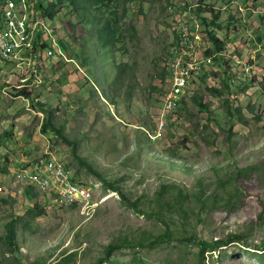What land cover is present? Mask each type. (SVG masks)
<instances>
[{
	"label": "rangeland",
	"instance_id": "1",
	"mask_svg": "<svg viewBox=\"0 0 264 264\" xmlns=\"http://www.w3.org/2000/svg\"><path fill=\"white\" fill-rule=\"evenodd\" d=\"M199 3L128 0L127 17L140 41L126 44L127 54L117 47L100 52L94 47L96 36L72 38L73 15L64 8L52 21L36 27L47 43L66 40L67 49L58 45L63 58L50 59L39 79L31 74L27 78L31 81L21 85L18 66L0 63V234L9 212L25 216L18 223V251L0 249L1 264H264V249L257 246L264 243V219L258 216L264 209V0H208L218 15L217 36L225 43L220 55L226 60L215 54L216 62L204 55L212 42L202 18L209 22L212 15L196 14ZM31 6L29 2L28 15L34 16ZM179 34L183 41L194 39L189 48L196 68L184 102L163 126L159 98L168 82L162 77L178 49ZM68 55L73 60H66ZM120 61L133 65L130 83L126 78L114 81L115 63ZM99 70L106 76L102 83L93 76ZM17 84L32 90V102L13 94ZM39 104L49 108L58 136L50 129L41 131L49 117ZM229 107H238L249 120L242 124L235 119L231 142ZM166 149L177 157L169 156ZM43 157L61 163L75 181L90 185L95 198L102 200L88 218L79 207L58 204L34 187L26 193L23 170ZM257 162L263 163L258 172L236 177L238 191L230 208L221 202L219 207L202 209L201 201L190 195L184 204L192 209L180 217L166 213L163 219L172 233L166 240L162 221L151 214L156 205L153 195L162 183H176L187 192L205 191L203 197L214 192L225 197L217 181L226 169ZM98 173L110 180L119 177V187L129 200L107 188ZM226 189L233 193L231 186ZM136 201L142 212L131 204ZM36 205L35 215H26V209ZM38 209L43 213L37 214ZM190 232L206 240L231 235L240 239L205 251L202 263L196 259L197 243L184 238ZM153 236L157 239L147 245ZM137 241L145 246L136 245ZM110 242L121 247L96 263Z\"/></svg>",
	"mask_w": 264,
	"mask_h": 264
},
{
	"label": "trees",
	"instance_id": "2",
	"mask_svg": "<svg viewBox=\"0 0 264 264\" xmlns=\"http://www.w3.org/2000/svg\"><path fill=\"white\" fill-rule=\"evenodd\" d=\"M2 0H0L1 3ZM6 0H4L5 3ZM26 3L32 2L33 9L35 10V15L31 16L30 14L27 15V17L30 19V21L39 19L41 22L44 21H52L58 12L61 9L66 8L67 12H71L73 15V19L69 20V24L71 26L72 31V38L78 41L80 39V35L82 37L87 39H92L94 36H96L97 41L94 43V47L100 48L101 51H106V49H110L111 47H117V49L122 52V54L128 53V48L126 44L133 43L134 41H140V38L138 37V31L135 28V25L132 21H130L129 16L127 17V1L128 0H25ZM191 0H187L188 3H190ZM200 2L196 8L195 12L196 14H200L201 11H207L212 15V18L209 22H207V18L203 17L202 21L206 26V32L208 33L209 39L212 42L211 47L205 49L204 55L206 57H212V60L216 62V58L214 57L215 54L218 55L217 59L219 58L220 61L226 60L223 55H220L224 49V41L220 39L217 36V32L220 31V29H216L215 24L218 21V15L214 13V8L212 6H208V0H198ZM186 6V5H185ZM4 7V6H3ZM0 8V19L2 18V13L4 11V8ZM27 12L29 10L27 9ZM233 15L231 14L227 21L229 24L232 22ZM231 22V23H230ZM127 23V25H125ZM3 26V23L0 22V28ZM228 29V27L226 28ZM36 40L35 43L40 48H45L48 46H51L50 42L47 43L46 39L42 37V34L39 32V30H36ZM184 35V34H183ZM182 35V37H183ZM179 38L176 40V45L179 47V44L183 40L181 37V34L178 35ZM66 41V40H65ZM62 40V43L60 44L58 42V45L60 48H62L63 51L66 52L65 42ZM68 48V47H67ZM66 49V50H65ZM75 50L73 53H76L75 55L78 56V53ZM57 57L63 58L62 55H57ZM59 58V59H60ZM66 60H73V58L68 55V58ZM2 64H8L7 61H1ZM3 65H0V70ZM132 72H133V65L127 63V62H117L115 63V78L114 81H120L123 78L127 80V83L131 82L132 78ZM263 72H264V66H263ZM164 76L160 75L162 78H164L168 82V70H164ZM95 77V80L99 83H102L104 79L106 78L104 70H100L95 72L93 74ZM31 80L27 81L30 82ZM253 81V80H251ZM131 87V86H130ZM264 87V84H262V88ZM224 88L228 89V83L227 79L224 81ZM210 91H212L217 96H223V93L215 88H210ZM12 92L14 95H24L26 96L31 102L33 101L32 98V90H27L26 87H20L19 84L15 85V87L12 88ZM159 98L160 104L162 100V95ZM131 91L127 92V96H131ZM116 99V96H112L111 100L114 102ZM184 102V97H182L177 105L169 110L165 114V121L167 122L168 117L175 114V109L177 106H180ZM225 102H228V100H225ZM202 103V102H201ZM204 105V104H203ZM38 108L40 110H44L47 115L48 119L41 124V131L45 132L47 129L52 130L55 132V134L58 136L59 131L56 128V123L52 119L53 116L50 115L49 108L43 104H39ZM236 109V110H235ZM228 115L231 120V128L229 129V142L230 136H231V129L234 127V121L237 119L242 124H248L249 120L245 118L243 113L241 112V109L238 107L231 109L230 107L227 109ZM237 111V112H236ZM161 114V112L159 113ZM257 118H260V115H257ZM165 125V122H164ZM163 125V126H164ZM161 128V127H160ZM69 141L74 145L76 142L71 139H66V141ZM167 153L171 157H177L176 153L172 151L171 149H166ZM84 164L85 159L79 158ZM262 162L257 163H250L245 166H235L233 169H226L224 173V177L218 178V185L217 189L221 188L224 193L226 194L225 197L220 196L216 194L215 192L203 197V194L205 191L196 193L194 191L187 192V190L176 183L173 182H167L162 183L159 190L156 191V193L153 195L154 201L156 202V205H154V210H152V215H157V218H159L163 225H164V231L163 235L166 236V240L169 241L172 237V233L169 227V223L164 220L163 218H166V213H173L176 212L180 217L181 215H184L182 213H186L188 209H192V206L185 205L184 201L190 199V195L196 197L197 200L201 201V208L203 209H210V208H216L221 206V202H224V206L226 208H230L232 205V199L236 196L238 188L235 186L236 183V177L237 176H247L251 172L256 171L261 168ZM89 169H92L95 171L94 168L91 167L88 163H86ZM4 171V168H2ZM99 174V173H98ZM73 179V178H72ZM99 179L102 181V183L109 189L117 191L118 195L122 197L124 200H129L128 197L125 196V194L122 192L121 188L119 187V182L121 179L119 177H115L110 179L105 178L104 175L99 174ZM74 180V179H73ZM228 186H231L234 190L233 193H231L228 188ZM236 187V188H235ZM33 186L31 184L26 185V193H30L32 191ZM2 201H7L6 199H2ZM138 211H141V209L138 206L137 201L131 203ZM73 207H77V204H71ZM39 205L31 206L26 209V215L33 216L35 215V208H38ZM37 214L43 213L42 209L37 210ZM142 212V211H141ZM149 214V213H148ZM9 219H7L3 223L4 232L3 234H0V249L4 253H11L13 254L15 251H18L19 246L16 241L17 239V229H18V223L25 220V216L22 214H17L15 212H9L8 214ZM260 219H264V209L258 214ZM184 235L183 232H181L180 238H182ZM184 238L187 239H193L198 246L197 250V261H200L203 263L204 259V253L205 251H212L216 250V248H219L223 245L228 244L229 242L233 241L232 239H240V236L237 235H231L229 238L222 239L217 238L215 240H206L202 239L201 237L197 236L196 233L190 232L188 236H185ZM157 239V236H153V238L147 242V245H151L154 243V241ZM144 241H137L136 245L145 246ZM258 247L261 249H264V243L263 244H257ZM121 245L117 243H108L105 247L104 255L98 258L96 263H99L100 261H106L108 253L114 249V248H120ZM74 252L70 253V256ZM1 264V262H0Z\"/></svg>",
	"mask_w": 264,
	"mask_h": 264
},
{
	"label": "built area",
	"instance_id": "3",
	"mask_svg": "<svg viewBox=\"0 0 264 264\" xmlns=\"http://www.w3.org/2000/svg\"><path fill=\"white\" fill-rule=\"evenodd\" d=\"M3 8L0 19L3 23L0 28V61L18 66L19 80L24 85L31 74L39 79L44 65L62 53L55 42L45 48H40L35 43L36 27L43 23L38 20L30 21L25 0H6ZM42 31L49 32L46 27ZM192 41L194 39L189 37L182 40L167 63L168 88L163 92L160 107L162 125L165 114L184 97L190 76L196 68V58L192 56L189 48ZM23 171L28 184L41 193L53 196L58 204H77L85 218L102 201L95 198L90 185L73 180L63 165L55 159L43 157L29 164Z\"/></svg>",
	"mask_w": 264,
	"mask_h": 264
},
{
	"label": "clouds",
	"instance_id": "4",
	"mask_svg": "<svg viewBox=\"0 0 264 264\" xmlns=\"http://www.w3.org/2000/svg\"><path fill=\"white\" fill-rule=\"evenodd\" d=\"M5 3H6V1H5ZM5 3H4V5H5ZM26 4H28V3H26ZM27 14H28V12H27ZM35 20H38L39 22H41V20H39V19H35ZM32 21H34V20H32ZM41 23H43V22H41ZM57 55H62V54H57ZM57 55L55 57H57Z\"/></svg>",
	"mask_w": 264,
	"mask_h": 264
},
{
	"label": "bare ground",
	"instance_id": "5",
	"mask_svg": "<svg viewBox=\"0 0 264 264\" xmlns=\"http://www.w3.org/2000/svg\"><path fill=\"white\" fill-rule=\"evenodd\" d=\"M37 32V31H36ZM96 211V210H95Z\"/></svg>",
	"mask_w": 264,
	"mask_h": 264
}]
</instances>
